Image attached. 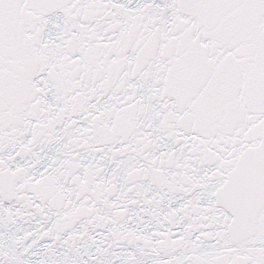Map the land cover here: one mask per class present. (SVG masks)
Instances as JSON below:
<instances>
[{
  "label": "snow or ice",
  "instance_id": "obj_1",
  "mask_svg": "<svg viewBox=\"0 0 264 264\" xmlns=\"http://www.w3.org/2000/svg\"><path fill=\"white\" fill-rule=\"evenodd\" d=\"M0 264H264V0H0Z\"/></svg>",
  "mask_w": 264,
  "mask_h": 264
}]
</instances>
